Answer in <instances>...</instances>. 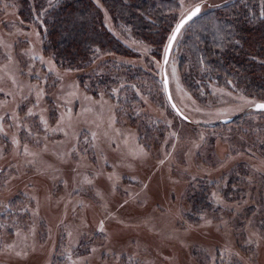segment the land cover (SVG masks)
Wrapping results in <instances>:
<instances>
[{"label": "rangeland", "instance_id": "obj_1", "mask_svg": "<svg viewBox=\"0 0 264 264\" xmlns=\"http://www.w3.org/2000/svg\"><path fill=\"white\" fill-rule=\"evenodd\" d=\"M93 1L106 26L138 54L114 58L119 64L141 65L149 72L147 86L121 73L110 96H94L75 78L91 67L58 76L47 88L42 72L40 83L31 80L40 67V36L18 25L23 24L24 0H0V110L16 99V89L22 106L13 109V131L23 130V143L31 144L26 143L21 163L37 175L40 187L32 190L41 204V213L28 204L26 211L23 207L0 221V258L5 260L0 264H264V150L258 149L264 140V111L252 108L264 99V91L212 83L196 98L180 60L188 22L166 65L173 99L191 120L183 119L166 94L162 44L134 35L110 12L108 0ZM227 1L179 0L174 20L198 3L200 15ZM258 57L264 64V54ZM106 58L98 54L95 62ZM46 89L53 95L50 102ZM133 96L138 101L132 109L128 100ZM148 110L163 130L148 138L147 151L138 144L129 116L153 123L144 114ZM248 114V121L235 120ZM226 117L232 120L222 122ZM236 164L240 179L230 184L222 176ZM59 180L64 187L57 192L54 182ZM203 180L211 183L208 200L214 209H195L190 217L188 190ZM17 181L13 171L2 173L0 188ZM55 249L54 263L49 257Z\"/></svg>", "mask_w": 264, "mask_h": 264}, {"label": "trees", "instance_id": "obj_2", "mask_svg": "<svg viewBox=\"0 0 264 264\" xmlns=\"http://www.w3.org/2000/svg\"><path fill=\"white\" fill-rule=\"evenodd\" d=\"M108 1L110 12L126 27H130L134 35L150 44H162L164 50L166 49L176 25L177 19H174L180 8L179 0ZM32 2L24 0V7L20 10L19 16L25 25L18 24L22 30L38 33L42 43L41 52L36 56L40 71L30 74L31 80L40 83L39 72H42L47 88L48 81L58 76L63 78L72 70L91 67L90 71L78 72L75 78L81 89L94 96L109 93L112 85L120 80L122 74L128 77V81L147 86L145 78H150L149 72L141 65L119 64L114 58V55L138 54L106 26L104 13L93 0H36V4ZM225 3L198 15L189 22L191 25L187 28L184 39L186 52L182 51L180 55L181 69L187 85L196 98H200L212 83L233 88L240 84L247 87L252 85L260 93L264 91V64L258 57L264 54V0H229ZM2 18L0 16L1 27ZM248 39L252 40V45L245 44ZM98 54L106 55L107 58L96 64ZM5 92L9 95L15 92L16 99L11 97L10 104H6L5 108L0 110V141L3 145L0 149V176L2 173L8 174L13 171L18 181L14 186L0 188V221L21 213L23 207L26 211L28 204L34 207L37 205L41 213L40 200L32 190L39 188L40 182L37 175L31 172L32 168L28 164L24 167L21 163V157H24L27 151H25L27 142L23 143L24 132L18 127L13 131V109L22 106L19 102V93L16 89L13 92L10 90ZM1 93L3 92L0 89V95ZM49 93L46 89L47 102L53 98ZM128 101H131L129 107L133 109L131 103L138 100L133 96ZM115 102L120 104L116 99ZM144 114H149L147 117L152 118L154 122L150 123L147 118L137 121L132 114L129 116V120H132L129 122L136 126L138 144L147 150L148 138L159 129L162 132L163 128H160L156 116L151 111L148 110ZM248 116L249 114L241 115L235 120L245 122L248 121ZM244 124L240 123L238 126ZM261 125L263 126L261 129L264 130V123ZM258 149L264 150V140ZM239 167L240 164H236L228 170H223L222 177L230 179V184L239 182ZM63 182L64 180L54 182V190L59 192L60 187H64ZM210 186V181L208 184L207 180H203L199 188L192 186L191 190H188L192 201L188 216H194L195 209L202 207L214 209L208 200ZM74 199H77V196ZM78 205L80 207L81 203ZM45 221L51 223L46 218ZM55 254L57 249L49 257L53 258L54 263ZM0 262L5 260L0 258Z\"/></svg>", "mask_w": 264, "mask_h": 264}, {"label": "water", "instance_id": "obj_3", "mask_svg": "<svg viewBox=\"0 0 264 264\" xmlns=\"http://www.w3.org/2000/svg\"><path fill=\"white\" fill-rule=\"evenodd\" d=\"M201 5V4H200ZM193 7H191L188 11H186L185 12V14L178 20V22L176 23V25L180 22V20L181 19H183L185 16H187L188 15V13L191 11V9H192ZM201 8H202V5H201ZM198 16V15H197ZM195 17H193V19H194ZM192 19V20H193ZM191 21V20H190ZM190 21H188V22H190ZM187 22V23H188ZM186 23V24H187ZM185 24V25H186ZM176 25H175V27H176ZM184 25V26H185ZM184 26L181 28V30H180V32L182 31V29L184 28ZM175 27H174V29H173V31L175 30ZM173 31H172V33H173ZM180 32L179 33H177V35H176V39L178 38V36H179V34H180ZM172 33H171V35H172ZM176 39L174 40V41H172L171 42V47H169V40H168V43H167V46H166V48L168 49V51H167V53L165 52L164 53V66H163V81H164V84H165V90H166V94H167V97H168V100H169V102L171 103V105H172V107L174 108V110L179 114V116H181L183 119H185V120H187V121H190L191 119L186 115V114H184L181 110H180V108L177 106V104H176V102H175V100L173 99V96H172V93H171V89H170V80H169V76H168V74H167V70H166V65H167V63H168V61H169V58H170V55H171V51H172V48H173V46H174V44H175V41H176ZM257 104H264V101H257L256 103H254L253 105H252V108L253 109H255V110H257V111H264V109H258V108H256V105ZM222 120V122H230L231 120H232V117H226V118H222L221 119Z\"/></svg>", "mask_w": 264, "mask_h": 264}, {"label": "snow or ice", "instance_id": "obj_4", "mask_svg": "<svg viewBox=\"0 0 264 264\" xmlns=\"http://www.w3.org/2000/svg\"><path fill=\"white\" fill-rule=\"evenodd\" d=\"M201 12V5L196 4L193 6L191 11L188 13L187 16H185L183 19L180 20V22L176 25L175 30L173 31L172 35L169 37V47H171V42L176 39L177 33L180 32L181 28L190 20L193 19V17H196ZM168 49H165V52L167 53ZM256 108L258 109H264V104H257ZM103 223V222H101ZM102 230V229H101Z\"/></svg>", "mask_w": 264, "mask_h": 264}]
</instances>
